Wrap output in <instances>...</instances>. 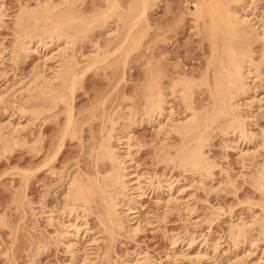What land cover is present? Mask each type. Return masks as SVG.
I'll return each mask as SVG.
<instances>
[{
	"label": "rangeland",
	"instance_id": "rangeland-1",
	"mask_svg": "<svg viewBox=\"0 0 264 264\" xmlns=\"http://www.w3.org/2000/svg\"><path fill=\"white\" fill-rule=\"evenodd\" d=\"M41 1L0 0V128L8 135L6 128L13 124L12 129H19L17 143L23 141L12 151L0 141V264H193L194 258V264H264V238L254 224L264 220V189L254 181L264 170V81L254 79L250 95L241 100L255 141L238 137L226 146L220 131H211L208 155L217 166L212 179L163 162L168 145H178L180 139L167 135L168 128L160 132L144 114V89L156 79L174 119L184 117V103L171 92L170 83L179 77L194 82L198 114L212 109L213 42L205 31L208 17L195 7L212 0H151L142 19L131 9L138 0H120L125 20L96 31L77 49L80 76L65 100L41 92L33 81L45 63L53 66L59 60L58 47L15 54L18 12ZM253 1L264 28V0ZM104 3L79 1L89 14L104 9ZM234 7L241 11V6ZM31 35L29 29L25 38ZM95 43L106 52L97 60L90 56ZM262 43L254 46L257 56ZM36 106L50 110L35 122L28 116ZM248 106L253 107L251 113ZM113 121L120 122L112 141L115 151L122 149L118 132L126 131L132 143L130 155L123 157L126 165L152 178L139 198L134 232L121 208L124 230H111L107 214L109 194L103 185L110 164L98 154ZM166 179L185 186V193L170 191ZM69 180L88 188L86 211L76 205L75 214H63L67 204L73 205ZM243 222L251 227L249 239L235 247L231 228ZM66 232L70 237L60 241Z\"/></svg>",
	"mask_w": 264,
	"mask_h": 264
},
{
	"label": "bare ground",
	"instance_id": "bare-ground-1",
	"mask_svg": "<svg viewBox=\"0 0 264 264\" xmlns=\"http://www.w3.org/2000/svg\"><path fill=\"white\" fill-rule=\"evenodd\" d=\"M42 1L40 4L37 3L35 7L30 6V4L25 5L21 8L20 13L18 12L17 27L20 42L15 54L18 57L20 52H27L33 48L38 52L42 49L54 51V48H60L61 44L64 45L61 50L56 48L59 50V60L53 66L45 63V70L39 74V77L37 75L36 80L34 78L33 81H35L36 88L41 92L54 99L65 100L67 90L73 91L76 88L80 76L81 62L77 54L80 51L77 49L81 47L80 45L84 40L90 38L96 31L106 29L111 23H119L125 20L120 12L122 3L120 0H105L104 9L98 10L96 8L93 14H89L80 7V0H61L59 2H57L58 0H45L43 3ZM150 3L151 0H138L136 8L134 6L131 8L139 12L138 19L146 17ZM234 5L241 6V11L235 9ZM195 7L200 9L201 13L209 19L205 31L213 42L215 56L213 64H211L215 69L212 92L213 107L204 114H198L193 107L194 82L186 77L174 78L170 83L172 97L181 98L186 107L184 117L174 119L173 109L168 106L169 103L165 97L163 86L159 80L153 79L144 89V114L147 121L155 123L160 128V132L163 130L166 132L168 128L167 135L170 136L173 133L180 139L178 145H168L170 148L165 152L163 162L176 165L184 173H192L208 179L213 175V169L217 167L208 155L211 131L218 129L228 141L226 146H229V142L238 137L246 142L256 138L248 129L247 120L250 119V116L247 115V118L244 116L242 110L244 104L241 100L247 99L250 95L252 90L250 83L255 81L254 79L260 78L264 81V28L258 24L259 18L256 15L257 9L253 0H212L207 4L197 3ZM29 29H32V35L25 38ZM261 41L263 42V49H260V54L257 56L254 46ZM94 48L93 55H90L92 59L97 60L106 55L105 50L98 43H95ZM55 57L53 55L50 60ZM47 70H52V74L47 75ZM205 81L209 84L208 78ZM248 108L251 113L253 107L248 106ZM49 110L45 106H36L30 111V115L34 119L31 116L28 117L36 122L44 114L46 116V112ZM70 115L71 125L73 121L72 112ZM117 123L120 122L113 121L112 128L101 144L98 154L99 160L110 164L103 190L109 194L107 214L112 226L111 230L125 229V223L122 221L125 214L128 218L127 221H129L128 229L134 232L136 228L132 222L136 214V207L139 198L145 193V185L152 184V178L137 174L126 165L123 157L130 155L132 148L131 138L126 134V131L118 132L117 138L122 149L115 151L112 141L117 135ZM12 125L9 124L7 128L4 127L8 129V135H5L3 129L0 128V141L6 151H12L14 146L19 143L17 140L20 141V137L16 135L17 132L19 133V129H12ZM122 153H125V156ZM259 167L262 168L263 166L260 164ZM71 180H69L71 184L70 189L68 188V195L73 205L69 207L67 204L63 211V214L69 215L77 212L74 210L76 205H82L81 207L86 211V206L89 203L86 185L82 181ZM165 181L168 183L170 191L176 189L182 195L185 193V186L174 185V182L167 179ZM254 181L260 188L264 189V170L258 171L254 176ZM42 208L44 209L45 206ZM120 208L124 212L123 215H121ZM76 219L78 218H74V221ZM254 224L259 225L264 238V220H255ZM250 228L246 222L232 226L230 236L235 247L247 242ZM69 237L70 233L66 232L59 238L60 241H63ZM194 242L195 238L191 236L189 243L193 244ZM41 253L42 251H40ZM191 261L194 264L196 260L194 258Z\"/></svg>",
	"mask_w": 264,
	"mask_h": 264
}]
</instances>
